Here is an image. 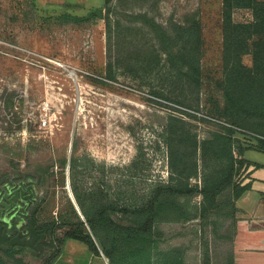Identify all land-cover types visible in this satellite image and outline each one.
<instances>
[{
	"label": "rangeland",
	"instance_id": "rangeland-1",
	"mask_svg": "<svg viewBox=\"0 0 264 264\" xmlns=\"http://www.w3.org/2000/svg\"><path fill=\"white\" fill-rule=\"evenodd\" d=\"M106 9L103 0H0V186L19 183L24 175L48 174L47 184L34 189L36 197L48 201V214L59 213L67 198L75 204L69 182L72 173L67 164L60 173L56 163L62 156L69 160L73 150L80 186L105 183L110 197L116 199L117 186L124 179L129 192L120 201L139 204L151 183L168 177L160 117L168 113L185 117L182 110L194 112L161 97L177 99L180 94L164 55L158 64L152 58L148 66L131 70L116 62V53H109L106 44ZM143 12L165 26L169 21L200 22L205 87L201 112L194 113L206 116L203 109L212 107L210 98L217 96L214 83L221 76V0H132L116 14H132L139 21ZM64 14L87 20L75 23L58 18ZM232 18L247 22L252 17L248 9H237ZM130 33L134 41L130 63L150 59L148 51L154 55L155 48L148 28L136 23ZM243 63L250 66L251 57L244 56ZM108 73L115 76L114 81L105 78ZM195 123L201 138L209 125ZM138 146L144 159L128 177L122 168L135 158ZM245 157L261 165L252 174V190L264 192V153L247 150ZM61 175L63 184L58 181ZM191 182L200 186V174ZM251 195L238 202L236 233L257 219L241 209L253 207ZM199 201L196 196L186 202L193 210ZM17 223L12 219L3 227L12 233ZM158 229L161 235L156 247L128 264H201L206 250L213 264H227L230 250L234 264H264V244L252 239L242 242L239 233L230 241L228 220L218 221L215 227L196 221L160 223ZM31 245L13 247L8 241L0 242L2 264H43L53 251L47 245ZM104 261L92 257L84 244L68 241L53 264H107Z\"/></svg>",
	"mask_w": 264,
	"mask_h": 264
},
{
	"label": "trees",
	"instance_id": "trees-1",
	"mask_svg": "<svg viewBox=\"0 0 264 264\" xmlns=\"http://www.w3.org/2000/svg\"><path fill=\"white\" fill-rule=\"evenodd\" d=\"M103 1L107 7L106 44L109 53H116V62L128 65L131 70L135 66H148L152 58L158 64L164 55L165 63L176 76L180 94L177 99L161 97L184 109L201 112L205 81L200 22L196 19L184 23L169 21L165 26L148 17L146 12L140 13L139 21H135L132 14L124 13L122 17L116 14L117 9L132 0ZM237 9H248L251 20L234 21L232 12ZM58 18L75 23L87 20L69 14ZM136 23L140 28H148L155 49L154 55L148 51L150 59L139 58L140 61L130 63L129 55L134 52L130 31ZM221 35V76L214 83L217 96L210 98L212 107L203 109L206 116L198 117L194 112L182 110L186 118L174 113L160 117V136L167 154L165 180L151 183L139 204L121 202L120 198L129 192L124 179L117 186L116 199L110 197L105 183L91 188L78 184L73 150L69 160L62 156L56 163L61 168L60 173L66 164L72 173L69 182L75 204L67 198L59 213L48 214L45 213L48 201L35 196L27 214L23 215V222L14 225L12 233L4 229L6 223L0 220V242L8 241L13 247L28 244H32V248L53 247L43 264H53L68 241L84 244L92 257L105 260L107 264H128L137 262L156 247L161 235L160 223L196 221L215 227L218 221L228 220L232 231L230 241H233L239 211L236 203L252 189V174L261 166L247 159L245 152L264 153V0H221ZM246 55L251 57L250 66L243 63ZM105 78L115 80L111 73ZM195 120L209 125L201 138H198ZM137 150L135 158L122 168L125 174L129 173L128 177L139 169L144 159L142 147L138 146ZM199 174L200 186L191 182ZM46 175L40 174L38 178L24 175L21 182L31 181L40 189L50 178ZM58 181L63 184L64 176ZM258 195L264 204V192ZM196 196H200V201L190 210L187 202ZM59 229L63 230L60 235ZM96 240L101 244V251ZM17 241L21 244H15ZM201 264H213L207 250ZM227 264H234L231 250Z\"/></svg>",
	"mask_w": 264,
	"mask_h": 264
},
{
	"label": "water",
	"instance_id": "water-1",
	"mask_svg": "<svg viewBox=\"0 0 264 264\" xmlns=\"http://www.w3.org/2000/svg\"><path fill=\"white\" fill-rule=\"evenodd\" d=\"M101 10L97 11V16L101 18ZM16 187V188H15ZM15 188L14 190H12ZM32 185H26V183L21 184H12V185H6L5 187H1L0 191L7 190V192L3 193L2 197L0 198V218L2 216L3 221L5 223H9L12 219H14L18 223L22 222L23 215H26L28 210L27 206L31 202L29 198L33 197L32 192ZM19 193V198H18ZM11 194V197L9 199L8 196ZM23 194H27L26 196H23ZM8 200L9 204H5L3 200ZM76 209L77 206H76ZM96 243L98 245V248L101 251V244L98 240H96ZM102 255V254H101Z\"/></svg>",
	"mask_w": 264,
	"mask_h": 264
},
{
	"label": "crops",
	"instance_id": "crops-1",
	"mask_svg": "<svg viewBox=\"0 0 264 264\" xmlns=\"http://www.w3.org/2000/svg\"><path fill=\"white\" fill-rule=\"evenodd\" d=\"M253 177V176H252ZM255 180V179H254ZM253 180V182H254ZM253 182H252V188H253ZM259 192V191H258ZM257 191H253L252 189L248 192H246L238 201H237V207L240 209L238 202L242 200V198L246 194H252V200H254L253 207L248 209H244L241 207L242 211L245 212L246 215L249 217L254 215L257 219L249 220V222H246V224L242 225L241 230L238 229L237 232L240 234L242 238V242H247L249 239H252L255 241L256 244L261 243L259 245L264 244V204H262L259 201V195ZM238 233H236L238 235ZM237 239V237L235 236ZM235 240V239H234ZM241 242V240H240ZM242 244V243H240ZM264 253V252H262ZM255 254H259L256 252Z\"/></svg>",
	"mask_w": 264,
	"mask_h": 264
},
{
	"label": "flooded vegetation",
	"instance_id": "flooded-vegetation-1",
	"mask_svg": "<svg viewBox=\"0 0 264 264\" xmlns=\"http://www.w3.org/2000/svg\"><path fill=\"white\" fill-rule=\"evenodd\" d=\"M29 182V183H28ZM21 183H23V182H19V183H14V182H10V183H7V184H4V185H2V186H0V189H1V187H5L6 185H12V184H16V185H18V184H21ZM24 183H26V185H32V187H33V189H32V192H33V197L32 198H29V200L31 201L28 205H30L33 201H34V199H35V196H36V194H35V187H34V185H33V183L31 182V181H26V182H24ZM16 188V187H15ZM15 188H13L12 190H14ZM5 192H7V190H3V191H0V198L2 197V195H3V193H5ZM27 194H23V196H26ZM11 197V194L8 196V198L7 199H9ZM18 198H19V193H18ZM3 200V202H5V204H9V202H7L8 200ZM1 207V206H0ZM1 208H3V207H1ZM1 220H2V222H4L3 221V218H2V216H1ZM7 224V223H6Z\"/></svg>",
	"mask_w": 264,
	"mask_h": 264
},
{
	"label": "built area",
	"instance_id": "built-area-1",
	"mask_svg": "<svg viewBox=\"0 0 264 264\" xmlns=\"http://www.w3.org/2000/svg\"><path fill=\"white\" fill-rule=\"evenodd\" d=\"M44 125H45V123H44Z\"/></svg>",
	"mask_w": 264,
	"mask_h": 264
}]
</instances>
